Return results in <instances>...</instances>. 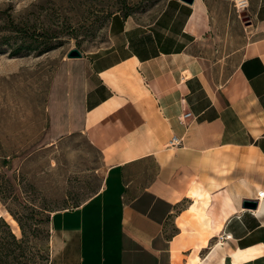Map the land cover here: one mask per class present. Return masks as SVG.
<instances>
[{
	"label": "crops",
	"instance_id": "crops-1",
	"mask_svg": "<svg viewBox=\"0 0 264 264\" xmlns=\"http://www.w3.org/2000/svg\"><path fill=\"white\" fill-rule=\"evenodd\" d=\"M244 12L225 77L210 73L214 24L198 0L171 2L149 23L116 13L106 47L62 60L46 100L49 135H86L105 174L91 199L53 214L51 264H189L196 254L264 264V210L243 207L264 191V0ZM194 208L213 227L228 213L222 229L203 230ZM199 232L208 243L198 251ZM261 245L235 263L232 252Z\"/></svg>",
	"mask_w": 264,
	"mask_h": 264
},
{
	"label": "rangeland",
	"instance_id": "rangeland-1",
	"mask_svg": "<svg viewBox=\"0 0 264 264\" xmlns=\"http://www.w3.org/2000/svg\"><path fill=\"white\" fill-rule=\"evenodd\" d=\"M174 1L0 0V264H51L53 214L84 204L103 184V156L86 135H49L46 100L62 60L73 48L92 56L106 47L116 13L149 23ZM198 1L214 24L210 73L225 77L249 19L235 0Z\"/></svg>",
	"mask_w": 264,
	"mask_h": 264
},
{
	"label": "bare ground",
	"instance_id": "bare-ground-1",
	"mask_svg": "<svg viewBox=\"0 0 264 264\" xmlns=\"http://www.w3.org/2000/svg\"><path fill=\"white\" fill-rule=\"evenodd\" d=\"M194 195H196L197 197H205L206 196V198H208V199L210 197L209 194L198 193L197 191H194ZM208 199L206 201H204V203L206 205L208 203ZM261 200L262 201L260 203L259 210H250V211H252L253 213H258V212L260 213L261 211H263L264 210V198L261 199ZM226 201H227V203H229V201H230L228 196L226 197ZM194 210L197 211V217L200 220L199 222L202 224L201 228L203 230H209L211 228H214L216 231L221 230L222 226H223V222L228 216V213L227 214L225 213L222 216V219H220L217 222V224L215 225V227H213L212 222L210 221L209 216L207 215L205 210L199 211L196 208H194ZM12 222L16 223V220L13 219ZM197 234H202L201 235V239H200V243L196 244V248L199 251L201 249V247L207 245L208 238L205 235H203V233H201V232H199ZM196 238H198V237L193 238V240L195 241ZM222 244H223L222 242L217 243L215 251H217L218 249H221ZM261 247H262V245L261 246H256V247H252V248H249V249H246V250H240L239 249L237 251L232 252L235 263H239V262H242V261H245V260H248V259L256 257L257 255H259L260 253L263 252ZM223 259H224V257H223ZM189 264H203V261L201 260L200 256L198 254H196L195 257L190 261Z\"/></svg>",
	"mask_w": 264,
	"mask_h": 264
},
{
	"label": "water",
	"instance_id": "water-1",
	"mask_svg": "<svg viewBox=\"0 0 264 264\" xmlns=\"http://www.w3.org/2000/svg\"><path fill=\"white\" fill-rule=\"evenodd\" d=\"M189 5H193L195 3L196 0H181ZM84 54L82 53V51L78 48H73L71 49L68 54L67 57L68 58H81L83 57ZM259 201L255 200V199H246L243 202V207L246 209H250V210H257L259 207Z\"/></svg>",
	"mask_w": 264,
	"mask_h": 264
},
{
	"label": "built area",
	"instance_id": "built-area-1",
	"mask_svg": "<svg viewBox=\"0 0 264 264\" xmlns=\"http://www.w3.org/2000/svg\"><path fill=\"white\" fill-rule=\"evenodd\" d=\"M235 4H236L237 11L242 13V11H246L247 8L249 7V0H235ZM190 115L191 113H187L186 115H184V119ZM175 141H173L172 144H174ZM258 195L260 198L259 200L261 201V199L264 198V191L259 192ZM221 238L224 239L225 237L222 236ZM226 238H228V236H226Z\"/></svg>",
	"mask_w": 264,
	"mask_h": 264
},
{
	"label": "trees",
	"instance_id": "trees-1",
	"mask_svg": "<svg viewBox=\"0 0 264 264\" xmlns=\"http://www.w3.org/2000/svg\"><path fill=\"white\" fill-rule=\"evenodd\" d=\"M125 16V15H124ZM126 17H128V16H126ZM0 219H1V217H0Z\"/></svg>",
	"mask_w": 264,
	"mask_h": 264
}]
</instances>
